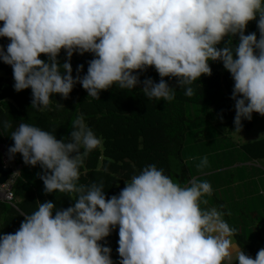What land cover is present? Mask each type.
<instances>
[{
  "label": "clouds",
  "instance_id": "9594fccd",
  "mask_svg": "<svg viewBox=\"0 0 264 264\" xmlns=\"http://www.w3.org/2000/svg\"><path fill=\"white\" fill-rule=\"evenodd\" d=\"M253 20L259 37L245 35ZM0 22V37L10 40L6 51L0 45V60L11 66L16 92L31 89L33 109H47L53 94L67 99L77 83L93 99L114 85L131 90L142 83L148 100L171 102L176 88L164 78L174 77L192 97L194 82L212 75L209 62L220 61L234 81L235 131H245L242 121L253 113L264 116V0H0ZM74 53L93 55L83 76V64L73 76ZM150 67L159 82L140 80ZM10 138L13 146L0 142L1 166L10 170L0 202L15 205L19 153L25 165L43 170L37 176L46 194L66 193L74 203L57 209L37 200L14 234H0V264H114L101 241L117 227L119 264H233L235 256L238 264H264V248L252 258L235 241V253L237 229L223 211L202 207L213 191L206 180L192 177L182 186L149 164L110 198L102 180L80 183L86 158L103 144L83 115L71 122L67 140L24 122ZM207 165L205 156L197 167Z\"/></svg>",
  "mask_w": 264,
  "mask_h": 264
},
{
  "label": "trees",
  "instance_id": "16d2710c",
  "mask_svg": "<svg viewBox=\"0 0 264 264\" xmlns=\"http://www.w3.org/2000/svg\"><path fill=\"white\" fill-rule=\"evenodd\" d=\"M253 32L259 37L256 20L248 23L245 35ZM238 41V36L233 37L234 44ZM9 43L8 38L0 37L5 51ZM40 58L47 60L45 55ZM58 59L61 63L66 59L63 50ZM91 59V53H74L71 59L73 76L77 75L76 68L81 64L84 68L79 75H85ZM209 66L212 75L201 76L194 82L192 97L185 96L174 77L164 78L170 87L176 88L175 99L171 102L148 100L141 91L142 83L131 90H121L114 85L101 91L99 99L88 97L86 90L77 83L67 99L53 94L52 104L39 111L31 108L30 88L20 92L14 90L13 70L0 60V122L12 123V128L7 130L0 126V142L6 141L13 146L11 132L21 122L53 132L57 139L67 140L71 122L83 115L85 123L103 144L86 158L81 167L80 183L102 180L106 197L110 198L118 195L125 181L149 164L163 168L166 175L182 186L192 177L206 180L213 191L211 196L204 197L209 203L202 207L223 211V219L237 229L233 237L240 250L255 258L264 248V186L261 169L255 166L264 160V138L245 143L233 138L236 113L231 95L234 81L222 62L210 61ZM139 77L141 81L149 77L155 82L161 79L154 67L139 73ZM253 115L264 117L258 113ZM242 125L241 130L247 131L252 128L253 120H243ZM216 128L222 131L221 136ZM210 154L208 165L198 168L201 159ZM15 159L22 171L15 186V205L0 202V234H14L24 220L22 214H31L37 209V200L52 201L57 209H66L74 203L66 193L44 192L43 181L37 176L43 171L39 165H25L19 153ZM247 162L254 163L253 167L246 165ZM256 170L258 175L254 174ZM236 188L238 195H233L231 191ZM218 190H222V194H218ZM118 240L117 227L101 241L111 248L114 264H119L120 259Z\"/></svg>",
  "mask_w": 264,
  "mask_h": 264
},
{
  "label": "rangeland",
  "instance_id": "374dc122",
  "mask_svg": "<svg viewBox=\"0 0 264 264\" xmlns=\"http://www.w3.org/2000/svg\"><path fill=\"white\" fill-rule=\"evenodd\" d=\"M252 120H253V126L251 129L247 130V131H242V132H233V134H238V137L236 136L235 139L238 141H243L242 143H245V142H249V141H253V140H257V139H261V138H264V117H259V116H255V115H252ZM217 132H219V135L221 136L222 134V131H219V128H216L215 129ZM221 132V133H220ZM225 135V134H224ZM207 156L208 158V162L210 161L211 159V154L210 155H205ZM199 159H201V156L198 157ZM196 158V159H198ZM211 165V164H210ZM221 167V166H220ZM256 167H258L259 169H261L260 173H262L261 175V181L263 183V186H264V160H262ZM258 171H254V174L258 175L257 174ZM248 186L245 187V189H247ZM218 194H222V190H218L217 192ZM225 194H227L226 192H224ZM231 193L234 195H238V192H237V188L236 189H233L231 191ZM223 199H226L224 196H221ZM236 247V245H235ZM235 256V255H234ZM236 256L233 257V264H238V262L236 261Z\"/></svg>",
  "mask_w": 264,
  "mask_h": 264
},
{
  "label": "water",
  "instance_id": "95a60500",
  "mask_svg": "<svg viewBox=\"0 0 264 264\" xmlns=\"http://www.w3.org/2000/svg\"><path fill=\"white\" fill-rule=\"evenodd\" d=\"M10 173L9 169H3L0 162V184L7 179V174Z\"/></svg>",
  "mask_w": 264,
  "mask_h": 264
},
{
  "label": "crops",
  "instance_id": "0c3cea01",
  "mask_svg": "<svg viewBox=\"0 0 264 264\" xmlns=\"http://www.w3.org/2000/svg\"><path fill=\"white\" fill-rule=\"evenodd\" d=\"M232 239H233V238H232ZM233 244L235 245V240H234V239H233ZM233 251H234L235 253H237V252L239 251L238 248H237V246L234 247Z\"/></svg>",
  "mask_w": 264,
  "mask_h": 264
}]
</instances>
